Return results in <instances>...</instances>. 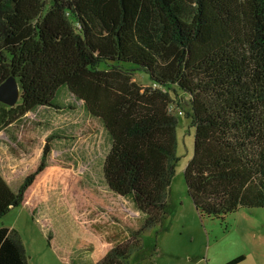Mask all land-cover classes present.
<instances>
[{
  "label": "trees",
  "instance_id": "trees-1",
  "mask_svg": "<svg viewBox=\"0 0 264 264\" xmlns=\"http://www.w3.org/2000/svg\"><path fill=\"white\" fill-rule=\"evenodd\" d=\"M7 77L19 97L0 102V130L59 108L66 88L110 137L104 181L142 219L92 264H127L167 219L175 109L194 128L184 180L199 216L264 206V0H0V83ZM48 152L47 139L15 191L0 176V217L23 205ZM0 264H27L14 228L0 227Z\"/></svg>",
  "mask_w": 264,
  "mask_h": 264
},
{
  "label": "rangeland",
  "instance_id": "rangeland-1",
  "mask_svg": "<svg viewBox=\"0 0 264 264\" xmlns=\"http://www.w3.org/2000/svg\"><path fill=\"white\" fill-rule=\"evenodd\" d=\"M143 77L137 72L133 80L144 86ZM58 102L59 108L38 106L0 130V176L12 191L36 170L47 139L50 145L23 205L1 216L0 227L17 230L27 264H92L125 242L142 214L104 181L110 137L100 119L66 88ZM173 113L177 162L168 216L143 233L142 247L127 264H264V206L241 207L222 217L197 213L184 180L194 128L188 116Z\"/></svg>",
  "mask_w": 264,
  "mask_h": 264
},
{
  "label": "water",
  "instance_id": "water-1",
  "mask_svg": "<svg viewBox=\"0 0 264 264\" xmlns=\"http://www.w3.org/2000/svg\"><path fill=\"white\" fill-rule=\"evenodd\" d=\"M19 97V87L11 78L7 77L0 83V102L12 105Z\"/></svg>",
  "mask_w": 264,
  "mask_h": 264
},
{
  "label": "flooded vegetation",
  "instance_id": "flooded-vegetation-1",
  "mask_svg": "<svg viewBox=\"0 0 264 264\" xmlns=\"http://www.w3.org/2000/svg\"><path fill=\"white\" fill-rule=\"evenodd\" d=\"M94 262H95V261H94ZM94 262H93V263H94Z\"/></svg>",
  "mask_w": 264,
  "mask_h": 264
}]
</instances>
